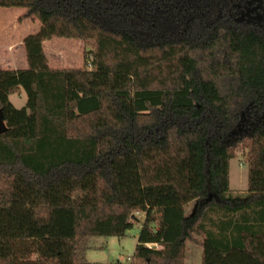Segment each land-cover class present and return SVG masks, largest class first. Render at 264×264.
I'll return each instance as SVG.
<instances>
[{"label":"trees","instance_id":"1","mask_svg":"<svg viewBox=\"0 0 264 264\" xmlns=\"http://www.w3.org/2000/svg\"><path fill=\"white\" fill-rule=\"evenodd\" d=\"M11 6L40 25L25 65L0 67V264H185L186 239L201 264H264V0H0ZM53 37L89 52L51 67ZM135 211L131 259L88 261L85 239L124 235Z\"/></svg>","mask_w":264,"mask_h":264},{"label":"rangeland","instance_id":"2","mask_svg":"<svg viewBox=\"0 0 264 264\" xmlns=\"http://www.w3.org/2000/svg\"><path fill=\"white\" fill-rule=\"evenodd\" d=\"M250 1V0H249ZM27 9L22 6L0 8V42L12 44L14 66L25 64L23 38L28 33L34 32L40 25V20L26 14ZM193 13V10L191 11ZM187 12V14H191ZM9 34L11 36H9ZM89 45L77 38L53 37L44 41V49L51 67L77 66L82 63L83 55L89 52ZM0 64L6 54L0 51ZM89 56V54H88ZM91 58V57H90ZM8 66V65H4ZM3 67V66H0ZM27 93L22 88L9 95V99L17 107L27 104ZM30 107L26 108V112ZM8 123L4 120V125ZM229 186L236 191H243L248 187L247 153L244 149H237L229 162ZM198 201L193 200L186 206V216L192 217ZM144 213L135 211L131 220L132 227L124 235H92L87 237L85 258L92 262H125L129 261L134 253L137 243L138 231ZM155 245V244H153ZM81 247V246H80ZM202 248L199 244L185 240V264H201Z\"/></svg>","mask_w":264,"mask_h":264},{"label":"crops","instance_id":"3","mask_svg":"<svg viewBox=\"0 0 264 264\" xmlns=\"http://www.w3.org/2000/svg\"><path fill=\"white\" fill-rule=\"evenodd\" d=\"M9 36H11V35L9 34ZM13 47H14V45H12V44H1V42H0V51L1 52L2 51L5 52V54H6L4 60L0 64V66H3L4 67V65L6 64V65H8V67L17 68L16 66H14V59L11 58V57H13ZM1 58H2V56L0 57V59ZM24 65L25 64H24V61H23V64H21L19 67H23Z\"/></svg>","mask_w":264,"mask_h":264},{"label":"water","instance_id":"4","mask_svg":"<svg viewBox=\"0 0 264 264\" xmlns=\"http://www.w3.org/2000/svg\"><path fill=\"white\" fill-rule=\"evenodd\" d=\"M6 126L4 125L3 117L0 115V131L6 130Z\"/></svg>","mask_w":264,"mask_h":264}]
</instances>
